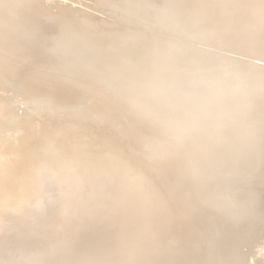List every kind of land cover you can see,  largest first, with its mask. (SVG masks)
Segmentation results:
<instances>
[{
	"label": "bare ground",
	"instance_id": "bare-ground-1",
	"mask_svg": "<svg viewBox=\"0 0 264 264\" xmlns=\"http://www.w3.org/2000/svg\"><path fill=\"white\" fill-rule=\"evenodd\" d=\"M0 264H264V0H0Z\"/></svg>",
	"mask_w": 264,
	"mask_h": 264
}]
</instances>
